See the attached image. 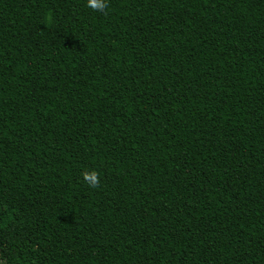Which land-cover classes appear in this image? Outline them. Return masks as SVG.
Segmentation results:
<instances>
[{
  "label": "trees",
  "instance_id": "16d2710c",
  "mask_svg": "<svg viewBox=\"0 0 264 264\" xmlns=\"http://www.w3.org/2000/svg\"><path fill=\"white\" fill-rule=\"evenodd\" d=\"M107 2L0 0V264H264V0Z\"/></svg>",
  "mask_w": 264,
  "mask_h": 264
},
{
  "label": "clouds",
  "instance_id": "9594fccd",
  "mask_svg": "<svg viewBox=\"0 0 264 264\" xmlns=\"http://www.w3.org/2000/svg\"><path fill=\"white\" fill-rule=\"evenodd\" d=\"M87 6L94 11L106 10L108 2L107 0H87ZM82 175L90 187H95L100 182L99 176L95 170H86Z\"/></svg>",
  "mask_w": 264,
  "mask_h": 264
}]
</instances>
